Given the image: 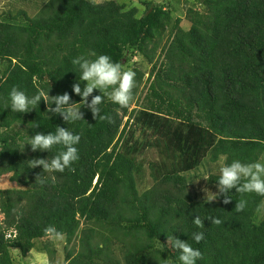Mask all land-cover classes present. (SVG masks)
<instances>
[{
  "label": "trees",
  "instance_id": "obj_1",
  "mask_svg": "<svg viewBox=\"0 0 264 264\" xmlns=\"http://www.w3.org/2000/svg\"><path fill=\"white\" fill-rule=\"evenodd\" d=\"M140 2L142 14L116 0H47L34 17L0 14V179L15 184L0 189V264H15L13 249L26 256L49 236L65 238L66 264H179L173 234L201 251L197 264H264V196L233 189L227 203L223 195L205 202L189 191L188 177L207 156H223L225 164L264 157V0H195L186 7L189 29L170 3ZM100 54L134 73L129 105L101 106L109 119L81 106L85 120L69 125L45 112L43 100L26 113L6 108L13 87L29 95L67 92L79 103L72 86L83 90L86 82L72 61ZM137 58L151 65L149 92L129 111L145 75ZM57 125L80 134L79 159L63 173L27 166L50 160L61 146L40 152L17 144ZM144 149L158 158L150 163L154 184L142 192ZM209 182L217 186L216 176ZM240 199L243 211L235 209ZM198 215L202 228L192 223ZM193 232L204 238L195 243Z\"/></svg>",
  "mask_w": 264,
  "mask_h": 264
},
{
  "label": "clouds",
  "instance_id": "obj_2",
  "mask_svg": "<svg viewBox=\"0 0 264 264\" xmlns=\"http://www.w3.org/2000/svg\"><path fill=\"white\" fill-rule=\"evenodd\" d=\"M72 64L75 66L72 70L78 73L79 81L86 82L83 90L79 82L74 83L72 86L73 92L82 97L79 103L71 102V95L67 92L50 95V89H48L47 92L37 90L34 94L29 95L25 91L13 87L9 92L6 108H10L11 112L26 113L37 109V106H40L43 100L47 104V111L45 112L62 116L66 123L74 125L78 121L85 120L81 112V106L90 108L95 118L105 120L109 119L108 116L102 114L101 106L105 100L122 108L129 105L131 90L134 86L133 72L124 71L119 63L113 62L105 54L96 55L94 59H89L82 55L74 58ZM97 89L100 94L92 95L94 90ZM90 96H92L91 101L88 99ZM39 126L40 124L38 123L29 124L31 128ZM80 141V134L70 130L69 127L65 128L57 125L54 133L50 131L27 135L22 143L17 144L16 148L23 151L27 145H30L32 151L51 152L56 146H61L57 154L50 160L48 158L31 159L28 160L27 166L32 168L42 166L44 174L63 173L66 169L71 168L73 162L79 159L77 145H79ZM213 175L216 176L217 191H211V195H209L208 191L205 202H210L223 195L227 203L232 198L229 194L232 193L233 189L240 194L255 193L259 196H264V161L260 159L251 162L233 159L231 163L221 165L218 172L214 170ZM201 178L210 179L208 175H203ZM50 179L54 183L55 175H52ZM246 205L247 201L240 199L235 209L243 211ZM209 217L212 219V224L219 225L221 223L219 218ZM192 223L197 228L204 226L200 215L196 216ZM46 231H51V229H46ZM15 235L16 231H9V236ZM203 238V232H193L191 234V239L195 243H199ZM169 240L170 237L168 236L166 244L169 243ZM187 241L188 239L183 240L173 234L171 248L178 251L179 264H197L198 260L202 258V253ZM164 249H161V251Z\"/></svg>",
  "mask_w": 264,
  "mask_h": 264
},
{
  "label": "rangeland",
  "instance_id": "obj_3",
  "mask_svg": "<svg viewBox=\"0 0 264 264\" xmlns=\"http://www.w3.org/2000/svg\"><path fill=\"white\" fill-rule=\"evenodd\" d=\"M47 0H0V14L5 12H11L13 14L17 13L20 10L27 12L31 17L37 15L40 9L43 7L44 2ZM97 2H103L105 0H95ZM120 4L126 3L130 6H136L139 9L140 14L143 13L145 7L142 5L140 0H116ZM157 3H163L165 6L169 7V5H173L176 7L175 16H180L183 19L182 26L185 29H189L190 22L186 19V7H196L195 0H153ZM170 3V4H168ZM166 7V8H167ZM135 66L139 70L145 73L143 83L140 86V89L136 95V98L132 101L130 105L129 111L133 109L141 108V105L144 102L146 95L149 92L148 86L149 82H147L151 65L146 63L145 61H139L136 59ZM128 116L124 118L127 120ZM140 136V131L136 133V137ZM158 158V154L155 150H147L144 149L139 153V160L144 164V176L143 178L138 177V185L140 191H145L151 188L154 184V179L151 175L152 169L150 168V163L155 161ZM264 160V157H261ZM226 162L225 157L221 156L216 162H211L209 160V156H207L198 168L193 172L188 173V177L190 178L189 191L198 198L205 199L208 191L209 195H211V191H217V186L213 183L209 182V179L201 178L203 175H208L209 177L213 174V171H217L221 165H224ZM198 180V181H197ZM15 187V184L9 178H1L0 179V189L4 190L7 188ZM207 199V198H206ZM215 200V199H214ZM4 219L3 213L0 212V221ZM100 229V228H99ZM40 249L32 250L26 256H22V253L18 249H13L12 254L15 260V264H66L65 263V252L64 248L66 246V241L64 237H55L49 236L47 238L41 239L37 241ZM46 246H50L51 248H56V253H53L52 256L48 253V251L44 250ZM73 248L76 250H80L79 244L77 240L73 243ZM113 256L121 259V255L119 251L116 252Z\"/></svg>",
  "mask_w": 264,
  "mask_h": 264
}]
</instances>
